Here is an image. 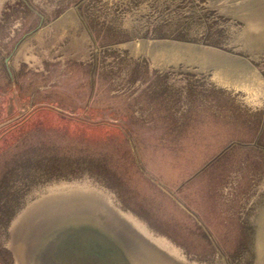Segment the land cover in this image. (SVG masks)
I'll return each instance as SVG.
<instances>
[{"label":"rangeland","instance_id":"obj_1","mask_svg":"<svg viewBox=\"0 0 264 264\" xmlns=\"http://www.w3.org/2000/svg\"><path fill=\"white\" fill-rule=\"evenodd\" d=\"M216 18L204 0H0V264H16L23 224L50 198L81 195L135 235L148 264H257L264 160L235 142L221 154L250 115L235 95L224 110L204 75L147 77L120 48L215 47Z\"/></svg>","mask_w":264,"mask_h":264},{"label":"crops","instance_id":"obj_2","mask_svg":"<svg viewBox=\"0 0 264 264\" xmlns=\"http://www.w3.org/2000/svg\"><path fill=\"white\" fill-rule=\"evenodd\" d=\"M204 2L219 17L216 18L218 26L224 30V42L218 46H196L167 38H135L125 41L120 48H123L124 57L128 60L144 63L143 75L148 74L147 77L153 72L167 74L168 69L174 67H181L184 72L190 71L200 77L204 75L208 78L213 93L224 95V99L220 98V101L224 100L223 103L220 102L224 105V110H227L228 102L230 105L233 100L229 98L235 95L236 102L250 116L239 121V125L243 127L241 134H234V137L231 134V139L221 149V154L224 153L222 156L228 158L234 156L236 151L228 150L232 147L228 145L235 142L256 150L257 155L264 160V74L254 62L260 54L264 55V0ZM137 72L130 69L129 77L138 76ZM211 94L209 93L206 101L209 110L214 111L212 103L216 107L217 99L211 97ZM210 113L212 112L209 115ZM224 118V126L230 128L233 123H226V113ZM250 126H254V133L245 134L250 132L247 130ZM240 152L244 156V151ZM257 166L260 169L263 167L258 172L264 174V163L257 162ZM88 196L50 198L57 201L49 203L50 208L38 211L26 225L23 224L19 236L27 249L24 250L22 260L14 253L16 264H137L142 261L148 264L147 257L142 255L146 253L145 250L141 251L136 246L135 235H127L126 231L130 230L120 223L114 224V219H110L104 208L99 206L98 200ZM100 229L113 232L115 246L111 237L107 238V242L103 240L104 232L101 234ZM81 236L85 237V244L78 240ZM256 236L261 239V246L256 249V254L260 255L264 253V205L258 215ZM97 239H101L103 244ZM259 255L256 257L257 264L264 258V255ZM219 262L228 264L223 258Z\"/></svg>","mask_w":264,"mask_h":264},{"label":"bare ground","instance_id":"obj_3","mask_svg":"<svg viewBox=\"0 0 264 264\" xmlns=\"http://www.w3.org/2000/svg\"><path fill=\"white\" fill-rule=\"evenodd\" d=\"M20 57V56H18ZM27 249L26 248V244L25 242L21 239L20 242H18V245L16 246V252L15 254L17 255L18 259L19 260H22L23 259V253H24V250ZM90 251V250H89ZM86 254V253H85ZM88 255V254H87ZM89 257V256H88ZM111 264V263H110Z\"/></svg>","mask_w":264,"mask_h":264}]
</instances>
